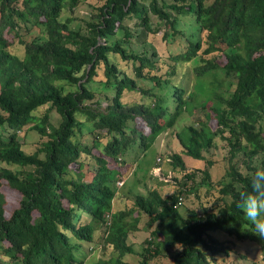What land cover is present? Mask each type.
<instances>
[{
  "label": "trees",
  "instance_id": "16d2710c",
  "mask_svg": "<svg viewBox=\"0 0 264 264\" xmlns=\"http://www.w3.org/2000/svg\"><path fill=\"white\" fill-rule=\"evenodd\" d=\"M85 1L0 0V264H82L92 224L109 250L92 264H131L124 256L133 253L132 264H264V238L237 207L264 165V0H97L73 28ZM30 27L38 35L27 41ZM161 28L163 53L147 41ZM142 41L151 46L131 45ZM197 103L204 119L176 133L181 153L166 161L183 171L173 192L123 195L115 182L135 152L147 154ZM21 131L37 133L32 151ZM219 144L226 180L213 181L215 159L203 151ZM189 195L195 207L183 215ZM114 198L122 208L112 209ZM142 218L148 236L135 251L127 238ZM240 243L261 257L249 259Z\"/></svg>",
  "mask_w": 264,
  "mask_h": 264
},
{
  "label": "rangeland",
  "instance_id": "374dc122",
  "mask_svg": "<svg viewBox=\"0 0 264 264\" xmlns=\"http://www.w3.org/2000/svg\"><path fill=\"white\" fill-rule=\"evenodd\" d=\"M97 0H88L87 2H82L73 13V16L76 18L75 21L71 23V27L77 28L79 25L80 27H84L86 20L90 19V15L92 13L91 5L96 3ZM90 3V4H89ZM190 28V27H189ZM195 31V28H190L188 30V33H192ZM162 34V28L159 30L155 36V38H152V36H148L147 41H151V45H153L157 51L160 53H163L165 47L162 41L160 40V36ZM38 35V30L35 27H30V32H27V34L24 35V40H31L35 36ZM152 38V40H151ZM180 42L183 43L182 40ZM135 43V45H134ZM131 45L135 47V49H143V46L150 47L151 45L148 43L142 42H134ZM180 46L173 45L172 51L174 53L181 50ZM195 65L194 60L190 62V65L186 67L188 74H190V70L192 69V66ZM129 74L133 75L131 71H129ZM137 83L140 85H149V82L142 81L140 79H136ZM225 84V83H224ZM201 102V100H200ZM105 105V102H103L102 106ZM204 110L200 103H197L192 111L190 113H185L181 120L178 121L176 126L172 129H168L162 133H160L151 148L147 151V154H143V151L141 149H138L137 152H135V155L137 156V160L135 159L134 164L128 166L126 169V173L124 177L117 178L115 184L118 186V182H122L119 188L120 191L125 192L123 195H125L128 198H132V196L135 193H146L148 189L156 188L159 193L162 196H166L169 193H172L174 190V186L176 184L174 177L177 179H180L183 171L179 170H173L170 164L166 161H168V156L172 152H179L181 153V145L178 142L176 133L178 131H181L184 127L187 125L197 126L198 122L202 119H204L203 116ZM59 115H57L56 112L51 113V121L53 123H57L59 121ZM22 131L19 133V139L21 142H24L23 148L25 151L29 152L33 150V147H31V144L38 138V135L34 131L28 132L27 136L21 137ZM88 142H90V138H86ZM216 149L210 148L207 151H203L205 158H213L215 159V163L210 167L209 172L211 175V178L213 181H218L219 179L226 180L223 176L225 170L228 167V160L226 158L227 155V147L222 146L219 144ZM185 159L186 164L189 166L191 162H194V158L188 155L183 156ZM134 155H132L128 161H126L125 164H130L129 162L134 159ZM242 156L239 155L235 158V161L240 169L242 171L245 169V164L241 161ZM4 164L0 163V168L3 167ZM125 166V165H124ZM123 166V167H124ZM126 167V166H125ZM160 167V168H159ZM198 193L200 195V198H202L203 202H207L209 199L205 196V187H201L198 190ZM184 204L186 206H181L180 211L183 215H187L188 207H195V199L193 196L189 195L187 198H184ZM122 200H119L117 198H114L112 209L117 210L122 208L123 203ZM84 221H87V217L84 215L82 216ZM145 222V219L142 218L140 226L141 229L136 231H131L128 235L127 241L129 243L133 244V248L135 251H139L142 241L144 238L148 236V231L143 227V224ZM94 232V240L92 243H83V249L85 250V256L83 258L82 264H92L94 263L98 257L102 254V252L105 253V255H108L109 250L105 249L103 244V236H104V229L102 226L92 224ZM102 246V247H101ZM237 251L239 252H246L249 259H253L256 257H261V250L258 248L257 245L252 244H244L240 243L237 244ZM137 254H127L124 256V260H126L128 263H136L138 260ZM155 264H169V261L165 258L158 259ZM232 264H252L251 261L242 259L240 257H236L232 260Z\"/></svg>",
  "mask_w": 264,
  "mask_h": 264
},
{
  "label": "clouds",
  "instance_id": "9594fccd",
  "mask_svg": "<svg viewBox=\"0 0 264 264\" xmlns=\"http://www.w3.org/2000/svg\"><path fill=\"white\" fill-rule=\"evenodd\" d=\"M249 186L250 191L240 193L237 207L242 208L252 232L264 238V165L252 172Z\"/></svg>",
  "mask_w": 264,
  "mask_h": 264
},
{
  "label": "built area",
  "instance_id": "2783aa9c",
  "mask_svg": "<svg viewBox=\"0 0 264 264\" xmlns=\"http://www.w3.org/2000/svg\"><path fill=\"white\" fill-rule=\"evenodd\" d=\"M159 168H160V167H159ZM117 184H118V185H121V184H122V182H118Z\"/></svg>",
  "mask_w": 264,
  "mask_h": 264
}]
</instances>
